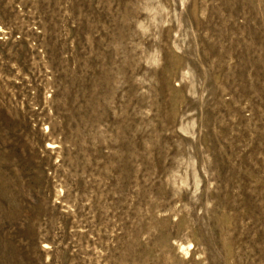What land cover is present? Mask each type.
Listing matches in <instances>:
<instances>
[{
    "label": "rangeland",
    "instance_id": "1",
    "mask_svg": "<svg viewBox=\"0 0 264 264\" xmlns=\"http://www.w3.org/2000/svg\"><path fill=\"white\" fill-rule=\"evenodd\" d=\"M0 264H264V0H0Z\"/></svg>",
    "mask_w": 264,
    "mask_h": 264
}]
</instances>
